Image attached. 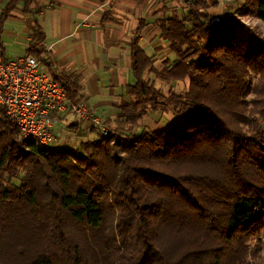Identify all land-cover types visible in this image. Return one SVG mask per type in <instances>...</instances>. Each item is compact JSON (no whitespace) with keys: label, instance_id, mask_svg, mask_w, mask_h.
<instances>
[{"label":"trees","instance_id":"16d2710c","mask_svg":"<svg viewBox=\"0 0 264 264\" xmlns=\"http://www.w3.org/2000/svg\"><path fill=\"white\" fill-rule=\"evenodd\" d=\"M32 1L11 0L0 28L17 3L30 13ZM180 2L163 7L157 22L175 58L159 68L139 44L140 22L129 45L130 101L107 123V137L94 129L96 137L76 150L43 149L19 141L0 110V264L13 247L27 264H235L238 240L264 224V97L256 118L248 120L244 110L247 66L263 70L264 80V38L236 19L253 15L264 24V0H242L218 24H212L217 3ZM252 39L258 49L248 55ZM42 40L35 24L27 56L39 60ZM46 66L70 102L82 101L78 74ZM150 74L163 83L187 81V89L164 94ZM167 112L176 120L170 127H141L143 116ZM216 221L227 223L220 248L192 241L188 248L170 245L166 254L158 246L166 227L180 239Z\"/></svg>","mask_w":264,"mask_h":264},{"label":"crops","instance_id":"0c3cea01","mask_svg":"<svg viewBox=\"0 0 264 264\" xmlns=\"http://www.w3.org/2000/svg\"><path fill=\"white\" fill-rule=\"evenodd\" d=\"M180 1L33 0L30 13H24L23 3L19 2L1 25L0 55L12 61L26 57L32 28L39 25L43 33V46L39 47L46 50V56L42 57L41 53L38 60L40 70L48 73L46 65L50 61L56 74H78L82 101L107 126L119 115L121 103L130 101L126 87L132 85L134 79L129 45L140 22H145V26L138 35L139 44L148 56L159 59L156 60L158 67L154 66L159 68L163 59L173 56L168 44L160 38L157 22L165 15L163 7L168 10L181 7ZM207 1L217 3L213 14L222 17L233 13L242 4V0H230L233 9L220 12V1ZM10 2L0 0V18ZM166 15L169 17L170 13ZM166 117L158 113L148 114L142 117L140 124L155 132L162 127L160 123L167 127L176 123L173 116ZM53 133L57 138L56 147L63 151L76 150L80 144L96 137L90 124L79 121L70 113L59 115V124ZM63 135L67 137L60 141L58 137Z\"/></svg>","mask_w":264,"mask_h":264},{"label":"built area","instance_id":"2783aa9c","mask_svg":"<svg viewBox=\"0 0 264 264\" xmlns=\"http://www.w3.org/2000/svg\"><path fill=\"white\" fill-rule=\"evenodd\" d=\"M221 21V14H215L212 24ZM38 45L43 46V42ZM45 56L46 50L42 52ZM39 67L40 62L31 56L4 61L0 55V110L17 128L19 138L43 149L56 148L53 130L59 124V115L64 113L90 124L99 137H106L109 131L105 122L83 101L70 102L63 83L53 80Z\"/></svg>","mask_w":264,"mask_h":264},{"label":"rangeland","instance_id":"374dc122","mask_svg":"<svg viewBox=\"0 0 264 264\" xmlns=\"http://www.w3.org/2000/svg\"><path fill=\"white\" fill-rule=\"evenodd\" d=\"M218 1L222 3L220 5L221 9L220 10L218 9V11L221 12L224 10L227 11V10L233 9L234 5H232L233 2H231L230 0H218ZM236 19L238 20V22L243 24V26H245V28L249 30L251 34L258 35L264 38V24L260 20H258L256 17H254L253 15H244L241 17H236ZM255 49H258V44L256 43L254 39H252L250 40V44L247 47L246 52L248 55H254ZM174 59H175L174 57L173 58L171 57V60H174ZM156 60L157 59H155L154 61ZM157 61L154 62L155 67H158ZM247 72L248 74L245 77V80L249 84L250 87H249V92L247 93L244 99L245 100L244 110H245V115L248 118V120H252V118H256L254 111L256 108L261 106V100L264 97L263 70L254 69L252 68L251 65H249L247 66ZM148 79L150 81H154L156 87L163 89L164 94H167L169 92L176 93V94L178 93L183 94L187 89V81L183 83L176 82L172 84L163 83L161 81L155 80L152 74L148 76ZM162 115L164 117H166V115L168 117L173 116L171 112H167L166 115L164 114ZM159 125L164 128H167V126H165L163 123H160ZM243 128L245 132H248L246 124L243 126ZM66 137L67 135H63L62 137H58V138L60 139V141H62L66 139ZM18 139L19 141H22L19 138V133H18ZM21 176L22 175H20V178ZM19 179L13 180L12 183L15 186H19L20 184ZM214 226L215 227L211 226L209 229L210 231H209L207 230V228L199 225L198 227H194L193 229L187 230V232L189 233L188 235L186 234V232H183L181 234L182 237H180V239L177 238L176 236L175 238L173 234H169V229L168 227H166L162 233V237H161V240L158 246L166 254L168 253L170 245L174 246L175 244L177 245V247L179 246L180 248L182 246H184L185 248H188V243L191 244L192 241H195L194 244L198 245L197 246L198 248L199 247L200 248H212L216 246L220 248L221 246H223V244H225L224 239H225V230L227 229V223L224 221H222L221 223L219 221H216L214 223ZM8 246L9 245H4L3 249L6 250ZM175 250H177V248ZM236 250H238V258H236L237 262L235 264H264V224H262L255 232H253L252 236L248 237L247 240H243L242 238L239 239ZM4 255L6 254L4 253ZM233 260L234 259H232L230 262H232ZM1 262L3 264H27L28 259L26 258V256L21 254L18 247H13L10 255H6L2 259Z\"/></svg>","mask_w":264,"mask_h":264}]
</instances>
